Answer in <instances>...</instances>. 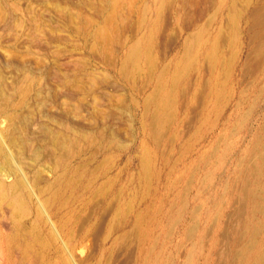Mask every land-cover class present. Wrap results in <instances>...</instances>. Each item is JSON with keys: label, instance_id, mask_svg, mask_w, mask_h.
Listing matches in <instances>:
<instances>
[{"label": "rangeland", "instance_id": "1", "mask_svg": "<svg viewBox=\"0 0 264 264\" xmlns=\"http://www.w3.org/2000/svg\"><path fill=\"white\" fill-rule=\"evenodd\" d=\"M255 1L256 25L247 0L235 18L231 0H0V130L29 195L25 210L3 195L1 160L0 264H238L248 219L264 242L242 199L264 182ZM218 36L229 62L212 70Z\"/></svg>", "mask_w": 264, "mask_h": 264}, {"label": "bare ground", "instance_id": "2", "mask_svg": "<svg viewBox=\"0 0 264 264\" xmlns=\"http://www.w3.org/2000/svg\"><path fill=\"white\" fill-rule=\"evenodd\" d=\"M241 1V0H240ZM260 3V1H255V0H247V7H246V10L245 11H251L252 10V17H254L252 19V22L251 23H255L258 24L260 22V19H261V16L260 14L257 12V9H261L258 7H256L255 4H258ZM238 0H231V2L229 3L228 5V10H229V13L232 15V17H236L237 16V13L240 11V9H238ZM261 6V5H260ZM251 9V10H250ZM256 12H257V15H256ZM248 16V15H246ZM234 17V18H235ZM231 18V17H230ZM264 18V17H263ZM259 21V22H258ZM234 22V21H233ZM234 24L236 25V23H233V26ZM248 27H250V25L247 23ZM254 25V24H253ZM252 26V25H251ZM243 27V26H242ZM221 31V30H219ZM238 31V30H237ZM219 33V32H218ZM259 33V32H258ZM203 34L204 32L200 29L196 30V31H193L192 33H190L187 37V43H188V49L189 51L192 50V48L195 46V45H198L201 41V39L203 38ZM219 35V34H218ZM232 35V34H231ZM259 35V34H258ZM249 36V35H248ZM220 38V36L218 37H215V39L213 40V42L209 45L208 49H206L205 51V54H206V57L207 55H210L209 59H211L209 62V65L211 66V69L212 70H218V68H223L225 67L226 63L229 62V61H226L225 63L223 62L222 60V57L221 55L219 54L218 50L216 51L215 54H210V50L211 48H219V45L217 43H220V41H218V39ZM253 38V37H252ZM254 42V40H253ZM206 43V42H205ZM264 43V42H263ZM202 44L204 43H201L199 44V46H201ZM187 48V47H186ZM216 50V49H215ZM187 51V50H186ZM189 54H193V53H189ZM205 54H204V57H205ZM131 58H133L131 56ZM208 58V57H207ZM262 59V58H261ZM207 62V60H206ZM191 63V61H190ZM231 63V61H230ZM245 69V68H244ZM247 70V69H246ZM250 72V71H249ZM180 75L183 76V71L180 70ZM258 81V80H256ZM214 85H215V81H214ZM5 90V89H4ZM3 93V92H2ZM25 99V98H23ZM24 103L26 100H23ZM162 101H165L164 98H161V102ZM17 103V102H15ZM7 104V103H6ZM14 104V103H13ZM19 105H9V111H8V114L7 117H5V119L7 120V124L8 125V131H11V132H15L18 130V122L21 121L22 118H20V115H19ZM161 110V109H160ZM2 113V112H1ZM2 116V115H1ZM159 118V117H158ZM4 120V119H3ZM3 122V121H2ZM156 122V121H155ZM1 124V123H0ZM20 128V127H19ZM47 132V135L50 136L51 138V143L53 144V146H61L62 148H67L70 149V145L69 144V141L67 140V138L61 137L59 135H57L58 132H56V135H55V132L53 131H46ZM64 132V131H63ZM67 133V132H66ZM65 133V134H66ZM8 134V133H7ZM74 135V134H73ZM15 136V134H14ZM17 136V134H16ZM21 136V135H20ZM67 136V134H66ZM8 137V136H7ZM6 135L4 132H2L0 130V161L2 160V162L7 166L9 167L8 168V172L7 173H4L5 175H11L13 174L15 179L12 183L10 184H3L2 183V193L4 196L6 197H9V198H13L16 200L17 202V205L19 206V208L21 210H25L26 209V205H25V201L24 199L27 198L28 193L27 192V186H28V183L26 181V179L18 174H16V171H17V168L14 166V163L19 166L17 164V162H19L20 160L18 159V155L16 153V155H14L15 152H13L12 148L15 146V145H18L20 144V142L18 143L17 140L13 137V138H10L9 140L7 139ZM23 138V137H22ZM74 138V137H73ZM72 138V139H73ZM70 140V139H69ZM50 141V139H49ZM76 140H74L73 142H75ZM6 143V144H5ZM23 145V144H22ZM26 145V144H25ZM59 145V146H58ZM24 146V145H23ZM262 146V145H261ZM73 147V146H72ZM19 148V147H18ZM75 148V146H74ZM56 149V148H55ZM263 149H264V146H263ZM57 150V149H56ZM65 150V149H64ZM10 151V152H9ZM16 151V149H15ZM69 151V150H68ZM52 152V151H51ZM53 153V152H52ZM57 153V152H56ZM67 153V152H66ZM69 153V152H68ZM67 153V154H68ZM35 154V153H34ZM60 155V154H59ZM38 157V156H37ZM62 158V156H61ZM261 158V157H260ZM36 160V159H35ZM262 161V160H261ZM3 164V165H4ZM1 165V164H0ZM262 165V164H260ZM1 167H3L1 165ZM255 170V169H254ZM262 170V169H261ZM6 172V170H5ZM18 172V171H17ZM253 175V174H252ZM10 177V176H9ZM257 178V177H256ZM256 182V181H255ZM254 182V183H255ZM1 185V184H0ZM249 185V182L247 184V186ZM51 187V186H50ZM57 189V188H56ZM243 191V190H242ZM246 191V190H245ZM263 194H264V182L260 183L258 188L257 189H254V190H251V191H248L246 193V195H244V197L242 198L244 202H248L249 200V196L252 195V200H251V204H250V209L249 211L252 213L251 217L255 218V215L257 213L261 214L264 216V204L261 203V202H257V199H263ZM245 205V204H244ZM264 218V217H263ZM258 219V218H257ZM69 220V219H68ZM138 223V221H137ZM135 224V223H134ZM258 224V223H257ZM245 229L247 230V232H245V234H247L249 231L250 233L247 234V238L249 239V242L250 243H245L241 250H240V253L238 255V261L239 263L238 264H261L260 260L261 259H264V253H263V247H264V242L261 243L260 241H258L257 237L258 235H260V232L256 230V227L252 230L251 232V228L253 226H258V225H252V222L248 219L245 223ZM262 227L264 226V220H262L261 224H260ZM138 227V226H137ZM118 228V227H117ZM197 226L194 224V223H190L185 231H184V236L185 238L187 239H191V238H194L195 237V234H196V231H197ZM139 229V227L137 228ZM247 239V241H248ZM242 240V239H241ZM63 244L67 247V242H63ZM151 252V251H150ZM150 256V255H149ZM208 257V255H207ZM193 258H194V255L191 254L190 255V258H189V261L186 263V264H195L194 261H193ZM208 259V258H207ZM147 260V259H145ZM152 261V259H151ZM151 261L147 262L148 264H151ZM208 261V260H207ZM209 263V262H208ZM210 264V263H209Z\"/></svg>", "mask_w": 264, "mask_h": 264}]
</instances>
